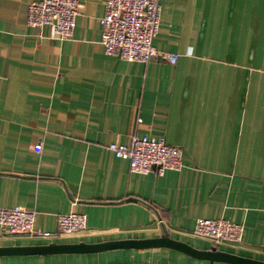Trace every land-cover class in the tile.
I'll return each mask as SVG.
<instances>
[{
	"label": "crops",
	"instance_id": "1",
	"mask_svg": "<svg viewBox=\"0 0 264 264\" xmlns=\"http://www.w3.org/2000/svg\"><path fill=\"white\" fill-rule=\"evenodd\" d=\"M30 1L0 0V207L34 209V227L54 233L0 225V246L167 236L264 262V0H159L152 44L175 63L105 53L104 0H77L66 38L27 25ZM132 133L179 146L180 168L131 171L107 145ZM71 210L85 227L62 233L57 216ZM199 217L240 223V241L194 236ZM0 264L242 263L158 245Z\"/></svg>",
	"mask_w": 264,
	"mask_h": 264
},
{
	"label": "built area",
	"instance_id": "2",
	"mask_svg": "<svg viewBox=\"0 0 264 264\" xmlns=\"http://www.w3.org/2000/svg\"><path fill=\"white\" fill-rule=\"evenodd\" d=\"M78 13L77 0H32L26 9V23L30 26H52L59 37H69ZM105 53L129 60L146 62L151 57L175 63L178 53L157 49L152 44L160 24L159 0H104L99 17ZM35 146L41 147L38 141ZM115 156L126 158L131 171L146 172L152 167L158 174L165 169L181 166L180 147L170 144L164 136L132 133L126 142L107 145ZM35 211L19 205L0 207V225L11 233H25L34 237L50 236L52 231L34 227ZM161 221V219H159ZM85 214L67 211L57 216V228L62 233H73L85 227ZM243 227L225 218L196 219L191 233L194 236L220 241L238 242Z\"/></svg>",
	"mask_w": 264,
	"mask_h": 264
},
{
	"label": "water",
	"instance_id": "3",
	"mask_svg": "<svg viewBox=\"0 0 264 264\" xmlns=\"http://www.w3.org/2000/svg\"><path fill=\"white\" fill-rule=\"evenodd\" d=\"M158 245H168L180 248L198 257L209 259H225L242 264H264L262 261L240 257L213 248L200 250L187 243L172 239L167 236L147 238V239H120L97 243H47L37 245L0 246V254L15 253H43V252H68V251H98L104 249L124 248V247H149Z\"/></svg>",
	"mask_w": 264,
	"mask_h": 264
}]
</instances>
